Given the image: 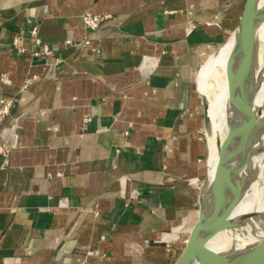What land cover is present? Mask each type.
Segmentation results:
<instances>
[{"label":"crops","instance_id":"1","mask_svg":"<svg viewBox=\"0 0 264 264\" xmlns=\"http://www.w3.org/2000/svg\"><path fill=\"white\" fill-rule=\"evenodd\" d=\"M240 7L0 0V264L172 263L206 175L196 76Z\"/></svg>","mask_w":264,"mask_h":264},{"label":"water","instance_id":"2","mask_svg":"<svg viewBox=\"0 0 264 264\" xmlns=\"http://www.w3.org/2000/svg\"><path fill=\"white\" fill-rule=\"evenodd\" d=\"M263 23L264 2L241 0L239 21L225 43L229 44L225 62V117L236 96L241 93L240 89L250 67L258 32ZM201 98L206 133L207 102L203 95ZM258 120H264V113L251 111L247 113L244 124H229L224 137L221 140L216 137L220 155L228 157L231 163L233 159L242 167L256 169L250 181L247 180L242 185L238 179L239 170L232 167L225 184L217 183V187H220L217 192L209 174L207 151L206 175L198 192V198L202 199L203 205L187 227L186 236L171 264H264V243L245 249H231L207 243L212 235L244 214V211L239 210L241 202L249 195L252 185L264 177V144L254 129V123ZM259 158L260 162L257 163Z\"/></svg>","mask_w":264,"mask_h":264},{"label":"bare ground","instance_id":"3","mask_svg":"<svg viewBox=\"0 0 264 264\" xmlns=\"http://www.w3.org/2000/svg\"><path fill=\"white\" fill-rule=\"evenodd\" d=\"M263 2L264 0H260V3ZM228 53L229 44H224L202 65L197 78L198 92L206 98L207 102L208 117L205 133L208 148L207 163L210 178L215 183L217 192L220 189L217 187V183L225 184L226 177L232 167L239 170L238 179L242 185L245 181H250L256 171L254 167H242L235 160L232 159L231 163L228 157L220 155L216 137L221 140L224 137L226 126L229 124H244L247 113L251 111L264 113V23L258 32L257 45L240 89L241 93L239 92L236 96L233 106L225 117V62ZM210 64L207 77L209 92L206 94L202 76ZM254 129L264 144V120L256 121ZM258 162H260V158L257 160ZM198 203L200 210L203 205L202 199L198 198ZM239 208H243L244 214L232 224L212 235L208 239V244L231 249H245L264 243V177L252 185L249 195L244 198Z\"/></svg>","mask_w":264,"mask_h":264},{"label":"built area","instance_id":"4","mask_svg":"<svg viewBox=\"0 0 264 264\" xmlns=\"http://www.w3.org/2000/svg\"><path fill=\"white\" fill-rule=\"evenodd\" d=\"M105 18L104 15H91V14H84L82 20L83 23L88 27L90 30H95L98 28L100 22ZM32 35H36V28L34 27L31 31ZM14 46L19 52H23V50L17 45V41L14 40ZM43 53H49L47 48L43 49ZM38 54V53H36ZM148 57H144V61L147 60ZM0 80H3L0 78ZM14 106L13 101L11 100H4L0 99V121L4 118V116L8 115L11 112L12 107ZM1 136V130H0ZM0 153H2V145L0 144Z\"/></svg>","mask_w":264,"mask_h":264},{"label":"rangeland","instance_id":"5","mask_svg":"<svg viewBox=\"0 0 264 264\" xmlns=\"http://www.w3.org/2000/svg\"><path fill=\"white\" fill-rule=\"evenodd\" d=\"M203 65V64H202ZM210 66H211V64L206 68V70L204 71V73H203V76H202V84L204 85V87H205V89H206V94H208V92H209V88L207 87V77H208V74H209V68H210ZM198 80H197V76H196V87H197V82ZM198 92V91H197ZM198 94L201 96V94L198 92ZM203 133H205L204 132V130H203ZM204 135V134H203ZM207 151H208V148H207ZM206 159H207V155H206ZM206 159H205V161H206ZM201 185V184H200ZM239 210L240 211H242L243 210V208L241 209V208H239ZM198 212H199V203H198ZM183 238H185V235H184V237Z\"/></svg>","mask_w":264,"mask_h":264}]
</instances>
